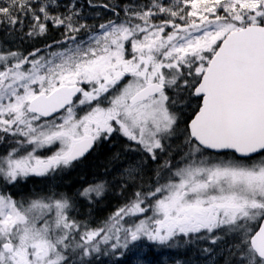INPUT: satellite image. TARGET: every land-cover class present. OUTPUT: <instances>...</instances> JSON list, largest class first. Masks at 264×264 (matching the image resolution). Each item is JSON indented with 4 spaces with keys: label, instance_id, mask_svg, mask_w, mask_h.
<instances>
[{
    "label": "snow or ice",
    "instance_id": "6c2138e0",
    "mask_svg": "<svg viewBox=\"0 0 264 264\" xmlns=\"http://www.w3.org/2000/svg\"><path fill=\"white\" fill-rule=\"evenodd\" d=\"M125 258L264 264V0H0V264Z\"/></svg>",
    "mask_w": 264,
    "mask_h": 264
},
{
    "label": "trees",
    "instance_id": "16d2710c",
    "mask_svg": "<svg viewBox=\"0 0 264 264\" xmlns=\"http://www.w3.org/2000/svg\"><path fill=\"white\" fill-rule=\"evenodd\" d=\"M106 155V153H103L92 157L85 163V165L81 166V168L73 171L68 177V179L72 182V185L78 184L81 179L91 180L94 178V174L99 175L101 172H103V164L105 162ZM28 186L29 188H38L42 187V184L38 180L35 184H33L32 181H29ZM121 201V197L110 192L104 202L99 204L95 209L92 210L93 225L105 219L111 212L115 210V208L121 203ZM151 258L156 259L154 256H152ZM128 259L129 258H125L126 264H128Z\"/></svg>",
    "mask_w": 264,
    "mask_h": 264
}]
</instances>
